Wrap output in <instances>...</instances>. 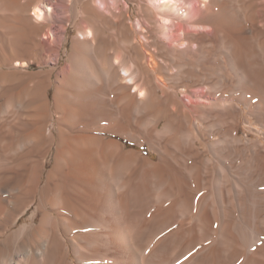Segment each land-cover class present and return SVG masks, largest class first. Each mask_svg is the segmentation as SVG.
I'll return each mask as SVG.
<instances>
[{
	"label": "bare ground",
	"instance_id": "6f19581e",
	"mask_svg": "<svg viewBox=\"0 0 264 264\" xmlns=\"http://www.w3.org/2000/svg\"><path fill=\"white\" fill-rule=\"evenodd\" d=\"M180 1L149 0L144 13L160 36L140 34L127 61L87 22L92 14L117 25L116 0H0V264H264L254 182L222 168V157L208 181L210 158L199 157L219 153L199 122L213 109L239 110V97L221 104L195 93L205 103L190 116L157 58L214 35L239 86L251 80L264 98V43L255 44L264 0H250V20L245 0ZM67 24L78 32L69 48ZM107 135L146 142L150 154ZM256 161L264 183V153Z\"/></svg>",
	"mask_w": 264,
	"mask_h": 264
},
{
	"label": "rangeland",
	"instance_id": "374dc122",
	"mask_svg": "<svg viewBox=\"0 0 264 264\" xmlns=\"http://www.w3.org/2000/svg\"><path fill=\"white\" fill-rule=\"evenodd\" d=\"M194 1L195 0H181L180 2L188 5ZM108 3H110V0H108ZM116 3L118 9H115L114 12L118 14L122 11L124 17L119 18L120 20L114 27L110 28L108 24L92 14L88 17L89 20L87 22L90 26L95 28L99 34L101 46L104 45L113 49L121 55L123 59L128 61L126 50L129 48L131 50L130 53L133 55H135V53L137 54L136 51H138V47L134 46V43L136 42V39H140V34H145L147 36H150L151 34L152 36L150 37L153 38L157 33L156 31L149 29L150 24L148 23L144 13L145 7L149 5V0H116ZM243 4L244 9H246V19L249 18L250 20L254 13L255 6L250 0H245V3ZM127 8L129 12L126 13ZM215 9L213 7L212 10L214 11ZM30 14L32 15V12H30ZM228 18H223L225 21L227 20L226 22H228V27H239L234 23L235 20L231 17L229 19ZM195 20L197 19H193L191 22ZM138 22L140 24L142 23L141 26L143 28H148V32H141L138 29ZM244 23V26L247 27V22ZM173 24L168 26L169 30L174 29ZM187 24L188 23H185V26H187ZM152 25H154V23H152ZM262 25V33L259 37L256 36L255 39V44L258 46L264 43V21H262ZM132 28L137 34L132 30ZM67 29L68 42L66 47L69 48L71 40L78 35V32L71 24H67ZM203 32L199 30L197 35H203L205 33ZM107 35L110 36L109 42L105 40ZM157 35L160 36V34ZM200 35L198 37H200ZM198 40L199 39H196L190 43V47L193 52L186 50L187 52L183 55L168 53L157 55V58H161L163 56L162 58L165 60L164 72H162L164 85L168 88V91L178 93L177 95L181 102V107L184 110H187L189 115H193V117L195 114L191 110L192 104L205 103L199 99L194 100L197 98L196 95H194L195 93H197V96L202 97L205 101H219L221 104L228 101L231 102L232 100H235L236 97H239V110L229 111L223 108L221 110L213 109L209 111L208 119L205 120V122H199V127L201 126L200 130L203 136L202 139L204 138L203 141H208L213 144V148L219 152V156L217 155L218 158L216 159L217 156L214 152L212 153L211 150L204 148L199 157L201 159L204 158L203 160H209L210 158V163L208 164L209 173H207L208 181L211 177L212 168L215 164H219L218 159H221L222 157V168L225 169L226 166L229 167V171L232 172V174L238 179H241L245 185L250 182H254L253 185H250V192H252L251 194L253 197L263 200L260 204H257L255 208L258 211L260 210L258 213L260 217H264V183H256L260 175V171L257 169L256 156L264 153V98H262L263 96H261L259 92V86L256 83L253 84L251 80L245 82L243 87L239 86L238 78L229 68L223 51L218 48L219 40H217L214 35L206 36L201 41V47H199ZM150 48L151 47H149L148 50H151ZM260 60L264 65V52L262 53ZM65 64L66 57L60 60L59 65L56 66V70L59 71V69L64 67ZM238 67L239 66H237V71H239ZM47 68H51V66H46V69ZM38 69L39 68L36 65L30 66V70ZM136 69L138 68L134 69V74L136 77H139V84H143L145 77L143 74L137 76L139 71ZM152 78L153 77H151V79ZM132 90L133 89L130 91L133 92ZM52 93L53 89L51 88L49 90L50 97L52 96ZM184 95H188L190 97ZM106 137L121 143L124 150H134L142 156L150 154L149 144L146 142L143 146H141L116 135H107ZM228 139H238L241 143H230L228 142ZM218 141L222 143H218ZM252 143H257L256 149L253 148ZM49 157H51V155ZM192 162L193 161H191L190 164H192ZM51 167L52 162H49L46 169L49 170ZM246 167H250L249 170L246 171ZM25 218L26 216L24 219ZM24 219L22 221H24Z\"/></svg>",
	"mask_w": 264,
	"mask_h": 264
}]
</instances>
